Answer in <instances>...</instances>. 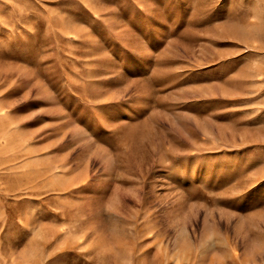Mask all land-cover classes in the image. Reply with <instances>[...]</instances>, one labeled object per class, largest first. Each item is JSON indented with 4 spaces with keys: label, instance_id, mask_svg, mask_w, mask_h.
Wrapping results in <instances>:
<instances>
[{
    "label": "rangeland",
    "instance_id": "rangeland-1",
    "mask_svg": "<svg viewBox=\"0 0 264 264\" xmlns=\"http://www.w3.org/2000/svg\"><path fill=\"white\" fill-rule=\"evenodd\" d=\"M0 264H264V0H0Z\"/></svg>",
    "mask_w": 264,
    "mask_h": 264
}]
</instances>
